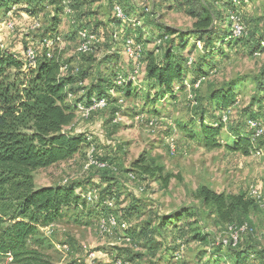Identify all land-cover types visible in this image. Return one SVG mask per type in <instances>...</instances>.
<instances>
[{
	"label": "rangeland",
	"instance_id": "374dc122",
	"mask_svg": "<svg viewBox=\"0 0 264 264\" xmlns=\"http://www.w3.org/2000/svg\"><path fill=\"white\" fill-rule=\"evenodd\" d=\"M205 1L211 3V0ZM103 2L104 0H87L86 5L80 10L82 14L75 11L73 17L61 14L58 18L57 32L61 41L56 47V55H60L64 61H78L79 66L73 63L75 67L83 70L93 69L92 75L78 86L86 90H81L77 96L70 97L68 103L86 95L92 82L101 74H107L114 66H117L118 72L122 75L135 76L134 80L130 77L129 79L134 82L132 87L141 94L125 97L123 93L116 95L110 92L118 101H112L106 110L96 111L89 118H84L76 111V118L66 130L85 133L92 137L91 146L66 162L36 172L38 187L63 185L65 181L71 184L92 182L84 190L76 188V192L82 198L78 210L70 211L62 220L55 223L51 234L45 232L46 227L41 230L43 240L39 251L50 264L74 262L89 264L87 259L89 252H94L97 256L92 264H115L118 260H123L124 264H158L159 261L161 264H172L173 256L178 250L176 241L180 240L184 252L174 264H207L210 261L235 264L237 253L227 247L219 251L212 247L216 238L225 235L226 225L220 224L216 217L209 216V209L203 207L201 201L197 199V193L202 187H208L217 193L247 195L250 187L255 186L264 195V157L257 158L251 153L245 156L226 148V145L233 143L226 133L233 125L246 123L251 117V113L247 114L248 110L252 108L264 121L260 104L253 106L255 80L264 73V51L253 54L244 42L232 47L225 46L221 50L223 54L215 56V70L203 77L205 80L200 88H193L191 78H187L184 91H178L179 88L176 87V98H161L156 103L148 105L145 101L146 93L152 91L150 99H154L157 92L149 89L145 82L144 56L137 64L124 54L123 43L121 39H117L112 47L109 45L99 47L91 56L84 58L77 52L78 37L69 38L77 30V26L72 23L76 19L79 24L88 22L86 27L92 31L96 24L108 27L106 25L108 12L105 6L107 1ZM81 3L82 1L77 4L78 8ZM129 3L128 6L124 4L121 6L131 12L132 21L140 19V22L137 27L126 25L125 32L144 44L146 54L159 50L156 54L161 57L167 45L165 41L158 42L165 34L159 27L172 28L180 35L187 36L193 31L194 19L187 13L189 8L187 0H130ZM214 8L215 12L224 11L217 6ZM54 13V8L48 7L37 17H33L32 19L40 24L38 29L32 28L34 21L17 15L19 21L14 32L8 29L4 18L0 23V41L6 48L17 46L22 52V46L40 47L43 39L49 37L55 28L54 25L57 24ZM140 15L143 17H139ZM223 15L224 19L231 20L229 16L231 14ZM240 15L248 33L245 38L264 32V0H252ZM118 28L116 25L113 29L110 27L113 33ZM111 40L109 43H112ZM193 41L188 37L187 49L182 52L186 60L190 58L195 61L200 56L202 44H197L195 48ZM110 51L118 54L117 63L109 64V68L101 66L100 63L111 54ZM237 82H241L242 85L235 88L236 102L226 109L230 121L228 125H224L221 148L207 150L198 138L192 139L179 130L180 125H186L191 127L193 134H197L200 130L201 113H205V124H220L225 110L208 108L209 92ZM116 113L120 115V121L113 124ZM170 135H173L177 146L174 155L170 154L165 141ZM261 144L264 147V143ZM92 147L96 150L93 153ZM91 155L97 161L114 165L116 169L88 167ZM141 158L145 160V164H151L154 160L156 165L163 168L164 174L173 175L167 190H161L154 180L134 171L136 169L133 168V164ZM131 171L137 175L135 180L129 178ZM107 180L115 185L116 189L117 210L114 213L118 214L122 221L127 222L129 229L135 230L137 234L146 226L154 231V234L136 238L134 237L136 234L132 235L127 231H115L111 236L100 235V219L112 211H107L106 214L103 213L104 215L99 214L97 205L83 204L82 196L91 188L97 189L101 196L104 195L108 192L107 185H104ZM186 213L193 216L188 218L185 216ZM174 214L183 217L177 224H170L166 229L161 228V217ZM245 221L250 223L254 233L246 237L238 249L249 247L257 255V260L252 264H264V209L255 206ZM196 229L209 237L211 240L209 245L192 240ZM155 237L163 242L158 251L151 248L153 245L151 241ZM64 244L71 247V253L67 256L58 249L59 245ZM0 264L12 263L7 259Z\"/></svg>",
	"mask_w": 264,
	"mask_h": 264
},
{
	"label": "trees",
	"instance_id": "16d2710c",
	"mask_svg": "<svg viewBox=\"0 0 264 264\" xmlns=\"http://www.w3.org/2000/svg\"><path fill=\"white\" fill-rule=\"evenodd\" d=\"M81 1L82 5L79 8L87 3V0H77L73 6L76 12L79 11L77 4ZM108 1L111 8L115 3L122 4L120 0ZM251 1L211 0L209 4L205 0H187L189 6L187 13L194 19L193 31L190 36L180 35L172 28L159 27L165 33L161 39L165 36L170 38L165 41L167 45L165 44L166 47L161 57L156 54L159 50L147 54L144 52L145 82L149 89L157 92L154 99H150L152 91L146 93L145 101L148 102V105L156 103L161 98H176V87L179 88L178 91H184L187 78H191L192 84L197 79L209 75L211 71L215 70V56L223 54L221 50L225 46L232 47L239 42H244L253 54L264 51V32L245 38V35L248 34L246 31L242 37H235L231 21L224 19L223 13L241 16L240 12ZM213 5L222 8L223 13L215 12ZM14 6L17 7L13 12L15 17L23 12L30 16H37L46 8L53 7L55 10L54 20L57 19V24L54 25L55 28L47 38L59 36L57 32L58 18L64 14V11L58 0H0V23ZM124 11L127 16H131L130 11L127 9ZM131 11L134 12V10ZM77 21V19L74 21L77 28L86 27L88 24H79ZM111 22L112 29L116 25L122 32L126 31V25H122L115 18H112ZM139 22L140 19H137L127 25L137 27ZM98 27L97 25L93 32L103 39V44L100 47L106 45L112 47L113 43L117 41L112 30L108 27L101 30ZM75 37H77V30L69 36L71 39H75ZM188 37L194 40L195 48L197 44H202V49L199 51L200 56L195 61L190 58L184 59L182 53L187 49ZM110 39H112V43H109ZM137 41L141 42L138 39ZM2 46L4 44L0 41V263L11 256L12 264H50L38 249L43 240L40 235L41 230L59 222L70 211L78 210L82 198L76 192V188L84 190L92 182L38 187L35 178L36 172L66 162L91 146L88 135L85 133H73L66 130L76 118L78 104L84 103L88 106L94 97H106L109 104L112 101H118L110 94V91H114L115 94L123 93L125 97L138 96L140 93L132 89L134 82L129 79L132 76L120 74L117 66H114L107 74H101L92 82L86 95L68 103L70 96L75 97L81 90H86L78 88V86L92 75V68L83 70L78 67V73H75L76 67L73 63L78 65L80 64L78 61H64L55 52L52 57H48L47 49L42 44L41 48L33 45L22 46L23 52L17 46L15 48ZM29 47H33L36 52L35 67L30 66L27 62L26 50ZM80 56L86 58L91 55ZM118 59V54L111 52L100 65L109 68V64H116ZM190 61L191 64H189ZM64 65L69 66L67 73L62 72ZM120 77L121 85L118 84ZM255 84L253 106L260 104L259 108L263 113L264 73L261 77L256 78ZM241 85V82L229 83L219 89L211 90L208 95V108L215 107L223 111L232 106L237 100L235 88ZM249 113H251V117L259 118L258 113L256 114L252 108L247 111V114ZM204 114L201 113L200 130L197 134H193V130H190L191 127L186 125H180L179 130L191 136L192 139L198 138L207 150L221 148L224 124L221 121L220 124L207 125L204 122ZM226 135H229L233 142L232 145H226L228 150L242 153L245 156L250 155L253 146L246 123L233 125ZM133 168L141 176L154 180L161 190H167L173 178V175L164 174L163 168L156 165L154 160L151 164H145V160L141 158L133 164ZM134 171L131 172L136 175ZM105 185H107L106 191L108 192L101 196L102 199L115 197V185H112L109 180L105 182ZM197 199L201 201L203 207L209 209V216L216 217V220L220 224H225L226 228L230 224L248 223L250 225L245 220H247L251 209L258 206L246 194L217 193L208 187H202L198 191ZM83 204L87 205L88 203L84 201ZM98 210L99 214H106L109 211L105 207ZM185 216L190 218L193 215L186 213ZM181 217L183 215L180 214L161 217V228L166 229L170 224H177ZM127 232L132 235L136 234L134 236L136 238L154 234V231H151L147 226L142 228L139 234L132 229H128ZM194 233L192 240L210 244L211 240L205 233H199L198 229ZM249 235L253 234L242 235L236 248L227 247L235 254L237 253L235 264H252L257 260L255 253V258L250 260L249 255L253 251L249 247L244 246L241 250L238 249ZM180 242V240L176 241L177 252L182 246ZM151 243L153 244L152 250L158 251L163 242L160 238L155 237ZM212 247L216 251L223 248L214 245ZM174 257L175 255L173 259ZM159 262L158 264H161V261ZM217 262L210 261L207 264H219Z\"/></svg>",
	"mask_w": 264,
	"mask_h": 264
},
{
	"label": "built area",
	"instance_id": "2783aa9c",
	"mask_svg": "<svg viewBox=\"0 0 264 264\" xmlns=\"http://www.w3.org/2000/svg\"><path fill=\"white\" fill-rule=\"evenodd\" d=\"M59 5L63 8L64 14L68 15L70 17H73L75 14V10L73 6L77 2V0H58ZM17 7L14 6L6 15L5 21L8 29L11 32H14L16 30V27L18 25V19L14 16L13 12L15 11ZM113 16L114 18L120 22L122 25H127L133 23L131 17L127 16L125 13L123 7L120 4H114L113 5ZM231 24H232V30L235 37H242L246 34V27L243 24V21L241 20L240 16L237 14H231ZM75 24V22H72ZM134 25V24H133ZM135 26V25H134ZM40 27V24L34 20V24L32 26L33 29H38ZM120 36L115 35V39H121L123 43V52L125 55H127L131 60L136 62L137 64L140 63L144 56V44L142 42H138L134 37L127 35L126 32H122ZM77 37L79 41V46L77 48V52L80 55H91L93 52L99 48L103 44V39L100 35L97 33H94L93 31L89 30L87 27H81L77 28ZM170 37L165 36L162 39H159L158 42H164L168 40ZM61 41L60 36L56 38H45L43 39L42 46H44L47 49V56L52 57L54 52L56 51V47L59 45ZM264 45V43H263ZM4 47V46H2ZM26 58L27 62L30 66L35 67L36 66V52L33 47H29L26 50ZM191 64V61L189 62ZM69 69L68 65H64L62 68L63 73H67ZM78 67L75 68L74 72L78 73ZM131 79H135V76H132ZM204 78H200L196 80L192 86L195 89H198L203 84ZM119 85L122 84V80L120 77V82H118ZM111 93L114 91H110ZM113 94V93H112ZM71 97V96H70ZM109 107V101L106 97L97 98L94 97L90 100L89 105H85L84 103H80L77 106V111H79L84 118H89L94 112L96 111H103L106 110ZM229 109V108H228ZM264 114V109H263ZM120 121V115L116 113L115 118L113 119V124H118ZM221 121L224 125L229 124V116L227 114V110L223 112V115L221 117ZM247 129L250 131V138H251V144L253 146L251 155L257 158L264 157V147L263 145H260L261 143H264V121L261 118L256 117H250L246 121ZM92 137L88 136V141L92 143ZM166 143L169 147V152L171 155H174L177 151V146L175 143V140L173 139V135H170L169 137L165 138ZM96 150L92 147L91 153L95 152ZM88 167H96L99 169H111L115 170L116 168L110 165L107 162H100L94 159V156L91 155L89 157L88 161ZM129 178L135 180V175L133 173L129 174ZM68 182L65 181L64 184H67ZM247 196L255 201V203L264 209V195L263 192L258 187H250L248 190ZM83 199L88 204H95L96 207L101 209V207H105L107 210L112 211V213L108 214L105 217H102L100 219L99 223V233L102 236H111L115 231H127L129 229L128 223L125 221H122L118 214H115L114 211L117 210L116 206V199L113 198H106L102 199L101 193L97 189H88L83 194ZM54 224L49 225L45 228V232L48 234H51L53 232ZM254 229L248 224L244 223L243 225H237V224H230L227 225L226 233L224 236H220V238H216L214 242V246H222V247H233L236 248L240 242V238L242 235L247 234H253ZM128 238V236H126ZM127 240V239H126ZM58 249L61 250V252L67 256L71 253V247L67 244L59 245ZM184 248L181 246L179 251L175 254V257L173 259V263L177 262L183 251ZM97 258L96 253L89 252L88 254V261L89 264H92L95 259ZM250 260H253L255 258L254 253H250L249 255ZM8 260L12 263V257L9 256ZM72 264H81L80 262H74ZM115 264H124L123 260H118L115 262Z\"/></svg>",
	"mask_w": 264,
	"mask_h": 264
},
{
	"label": "crops",
	"instance_id": "0c3cea01",
	"mask_svg": "<svg viewBox=\"0 0 264 264\" xmlns=\"http://www.w3.org/2000/svg\"><path fill=\"white\" fill-rule=\"evenodd\" d=\"M107 2H106V11L108 12L107 13V21H106V25L108 26V28H110V27H112V18H114V16H113V11H112V9L113 8H111V6H110V3H109V1L108 0H106ZM120 1H122V4H124V5H129L130 3V0H120ZM104 2H105V0H104ZM103 2V3H104ZM86 5V4H85ZM84 5V6H85ZM84 6H81L80 8H79V11L78 12H80L79 14H82V12L80 11V10H82V8L84 7ZM21 15L22 16H24V18L27 20V19H30L31 21H34L32 18L33 17H35V16H30V15H28L27 13H25V12H23V13H21ZM37 17V16H36ZM35 19V18H34ZM81 23H84V22H81ZM86 23H88V22H86ZM97 26V24L95 25V27ZM99 26V25H98ZM98 28H101V30H103L102 28H104V27H101V26H99ZM95 29V28H94ZM121 33H122V30H120V29H118L116 32H114L113 34H114V37H115V35L116 36H119V35H121ZM132 89H134V87H132ZM135 90V89H134ZM141 94V93H140ZM117 95V94H116ZM77 133H79V132H77ZM105 185V184H104ZM47 186H54V185H47ZM70 216V215H69ZM106 262V261H105Z\"/></svg>",
	"mask_w": 264,
	"mask_h": 264
}]
</instances>
